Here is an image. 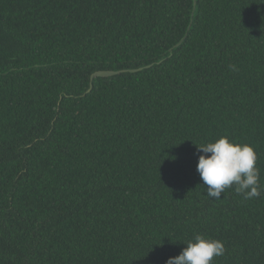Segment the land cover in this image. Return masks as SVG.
Returning a JSON list of instances; mask_svg holds the SVG:
<instances>
[{
	"label": "trees",
	"instance_id": "trees-1",
	"mask_svg": "<svg viewBox=\"0 0 264 264\" xmlns=\"http://www.w3.org/2000/svg\"><path fill=\"white\" fill-rule=\"evenodd\" d=\"M220 136L264 185V0H0V264H264V191L196 171Z\"/></svg>",
	"mask_w": 264,
	"mask_h": 264
},
{
	"label": "clouds",
	"instance_id": "clouds-1",
	"mask_svg": "<svg viewBox=\"0 0 264 264\" xmlns=\"http://www.w3.org/2000/svg\"><path fill=\"white\" fill-rule=\"evenodd\" d=\"M196 171L209 199H220L226 189L233 188L244 199L259 197L264 191L260 170L256 167L257 154L252 146L230 141L220 136L213 142L197 146ZM186 247L165 264H213L214 257L223 256V242L196 233L183 242Z\"/></svg>",
	"mask_w": 264,
	"mask_h": 264
},
{
	"label": "water",
	"instance_id": "water-1",
	"mask_svg": "<svg viewBox=\"0 0 264 264\" xmlns=\"http://www.w3.org/2000/svg\"><path fill=\"white\" fill-rule=\"evenodd\" d=\"M181 41L179 43H177L176 46H178L181 43ZM149 66H151V65H147L145 67H139L137 69H128V70H120V71H113V70H98V71H95L90 76L89 89L86 92L88 93L91 90L93 79L96 78V77H108V76L117 75L119 73L126 72V71L136 72V71L142 70L143 68H148Z\"/></svg>",
	"mask_w": 264,
	"mask_h": 264
}]
</instances>
